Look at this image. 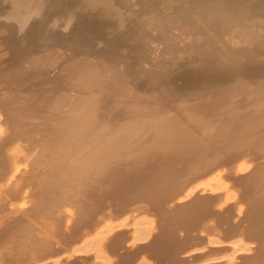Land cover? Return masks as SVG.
<instances>
[{
  "label": "bare ground",
  "instance_id": "bare-ground-1",
  "mask_svg": "<svg viewBox=\"0 0 264 264\" xmlns=\"http://www.w3.org/2000/svg\"><path fill=\"white\" fill-rule=\"evenodd\" d=\"M0 264H264V0H0Z\"/></svg>",
  "mask_w": 264,
  "mask_h": 264
},
{
  "label": "rangeland",
  "instance_id": "rangeland-1",
  "mask_svg": "<svg viewBox=\"0 0 264 264\" xmlns=\"http://www.w3.org/2000/svg\"><path fill=\"white\" fill-rule=\"evenodd\" d=\"M77 37V36H76ZM80 40V39H79ZM80 42H81V40H80ZM171 66V65H170ZM170 68V70H169V72H168V75L170 76V77H172L173 75H175V74H177L179 71H180V69L178 68V67H176V68H174V66H173V68L172 67H169ZM175 69H176V71H175ZM174 73H173V72ZM178 71V72H177ZM172 73V74H171Z\"/></svg>",
  "mask_w": 264,
  "mask_h": 264
}]
</instances>
